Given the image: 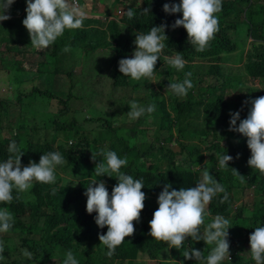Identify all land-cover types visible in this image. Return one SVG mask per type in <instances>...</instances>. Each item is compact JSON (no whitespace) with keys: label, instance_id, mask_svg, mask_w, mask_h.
<instances>
[{"label":"trees","instance_id":"1","mask_svg":"<svg viewBox=\"0 0 264 264\" xmlns=\"http://www.w3.org/2000/svg\"><path fill=\"white\" fill-rule=\"evenodd\" d=\"M101 2L84 0L86 18L83 26L66 29L64 35L51 45L53 49L38 50L31 45L29 33L22 23L26 16V0H15L10 12L5 13L10 14L11 19L0 24V48L8 50L7 54L0 51V67L12 70L11 82L16 84L14 97L5 94L0 99V161L7 159L8 145L12 140L24 153L22 165L26 166L30 160L38 163L40 156L48 151H59L66 161L57 166L54 184L35 181L30 198L21 193L19 200L0 204V208H8L15 221L8 232L0 233L6 235L8 242L0 264H51L54 259L58 261L54 264H62L63 252L68 249L76 254L79 264H142L143 256L152 263L175 264L176 260L183 261V264H198L195 260L185 259L182 252L191 247L202 252L206 249V256L214 245L207 246L204 241L195 242L189 237L180 250L169 249L165 242H158L148 235L150 226L147 221L152 219L153 212L158 208L157 199L163 186L171 183L176 190L194 187L201 178V171L193 169L203 167L205 161H208L206 167L210 174L224 186L229 195V200L224 204H219L223 193L214 197L206 209L211 215L204 218L205 226L216 214L230 221L229 255L221 264H255L249 252V236L255 227L264 226V174L248 166L251 152L247 147V138L228 129L230 111H241L242 119L247 116L250 105H244V101L256 90L247 84L248 78L259 81L264 88V0H222V10L216 14L219 31L203 52H197L187 43V32L183 27L172 30L171 24L177 18H182V13L169 15L163 11L164 3H179L180 0H114L116 11L110 9L109 14L103 11ZM150 4V14L137 15L132 20L126 16L128 8L139 13ZM165 22L169 25L166 30L169 39L164 41L165 48L161 59L157 61L153 77L134 80L130 76H123L118 62L134 52L133 33L147 31ZM101 39L105 41L103 45L98 43ZM66 45L70 46L69 52L62 51ZM99 46H103V49ZM27 49L43 52L48 60L72 62L65 66L66 69L53 72L58 86L67 90H76L80 84L84 85V89H89L83 81L84 76L70 75L77 66L95 71V57H103L101 53L109 52L112 87L125 92L127 100L122 109L124 119L117 116L116 111L92 107L99 115L84 120L95 125L85 130L84 124L76 116L72 120L68 119L71 112L69 101L86 100L96 95V92L58 95L39 90L42 97L57 103V109L47 123L44 120L38 124L43 117L42 112L40 109L28 108V99L37 90L27 94L28 89L25 87L27 80L37 73L24 70L27 77L22 78L17 61L12 58L16 52L25 54ZM76 52L81 53L80 62L73 55ZM176 52H181L187 61L184 69L179 71L163 61V56H171ZM231 55L236 56L231 62L239 66L237 73H232L225 66ZM38 66L43 67L41 63ZM62 72L69 77L61 79ZM78 72H82L81 68ZM187 72L192 73L194 87L186 96L178 97L166 90L163 82L152 83L151 86V81L156 77V80L166 78L170 83L183 80ZM84 73L87 74V71ZM7 83L9 86V81ZM94 88L97 85L91 81L90 89ZM228 91L234 92L235 98H231ZM113 98L112 92L106 100L100 101L108 107H114ZM132 98L144 107L155 104V111L141 116L129 127L126 119L130 120L127 112L130 111L128 102ZM120 102L123 103L124 99H120ZM147 119L150 120L144 126ZM115 123L123 125L114 126ZM43 130L49 138L42 141L40 135ZM71 132L76 135L83 132L84 139L76 140L69 135ZM23 136L31 138V141ZM71 139L75 143L70 144ZM22 141H28L29 146ZM173 143L180 149L171 148ZM54 144H58V147L54 148ZM100 149L112 150L120 158H127L128 163L121 171L132 175L134 179L142 178L145 186L142 191L146 194L142 220L133 222L134 234L125 238L112 257L105 255L107 249L100 246L98 238L100 233L107 232V227L99 228L94 219L96 213H87V197L84 195L86 187L94 180H104L109 194L117 183L115 174L114 177L95 175V164L91 157L92 152L99 153ZM226 152L234 159L240 154L238 164L235 165L233 159L229 167L221 169L216 154ZM100 159L102 157L97 155V160ZM231 168L238 169L245 176L244 183L233 176ZM63 173L67 176H61ZM247 190L254 195L251 215H248L245 203L237 206L241 195ZM13 195H16L15 189ZM21 249L30 251L32 259L20 258Z\"/></svg>","mask_w":264,"mask_h":264},{"label":"clouds","instance_id":"2","mask_svg":"<svg viewBox=\"0 0 264 264\" xmlns=\"http://www.w3.org/2000/svg\"><path fill=\"white\" fill-rule=\"evenodd\" d=\"M15 0H0V21L11 19V6ZM26 16L23 26L29 33L31 45L36 49H47L53 45L65 30L79 29L83 26L86 13L68 0H26ZM222 10V0H180L179 3L167 2L163 5V11L169 15L182 13V18H177L171 24L172 30L183 27L187 32V43L197 52H203L210 41L219 31V19L216 15ZM151 13V4L142 8L139 13L133 8H128L126 16L132 20L137 15ZM169 25L165 22L158 26H152L147 31L133 33L135 40L134 52L130 57L119 60V71L123 76H130L134 80L142 77H153L158 59H161L162 50L165 48V40H168L166 30ZM259 43V42H258ZM63 52H69L70 46L66 45ZM163 61L176 70L184 69L187 61L181 52L171 56H163ZM192 73L187 72L181 81H170L166 90H170L178 97L186 96L194 87ZM130 111L127 116L130 120H137L141 116L155 111V104L147 107L139 105L136 101L128 102ZM244 105H250L246 118H241V111H230L229 131L242 134L247 138V147L251 155L247 161L253 170L264 174V96L244 101ZM242 110V109H241ZM7 159L0 161V204H10L19 200L20 194L28 191L33 181L43 184H54L56 181V168L66 161L59 151H48L40 156L39 162L30 160L25 166L21 158V151L15 140L8 145ZM97 155L102 159L97 160ZM237 154L236 159H239ZM219 167H229L233 156L216 154ZM92 161L95 164L94 173L97 177L105 175L117 180L109 194L106 182L102 179L94 180L86 187L84 195L87 197L86 211L88 214L96 213L94 219L99 228L107 227L106 233L98 235L100 246L107 249L105 255L112 257L116 248L121 245L126 237L135 232L134 221L140 222L141 212L145 208L146 194L142 178L134 179L132 175L121 171L126 166L127 158H120L115 151L100 149L99 153L92 152ZM193 169L201 171V178L194 187H181L176 190L171 183L163 186L159 193L158 208L153 212L149 221L150 231L148 235L156 241L165 242L169 249L180 250L184 242L190 237L192 241H204L206 245H214L205 256L196 248L186 249L182 255L187 260H195L198 264H221V261L229 255V231L230 221L221 214H216L212 221L205 226L207 206L218 194L223 193L219 204L229 200V195L224 186L212 175L206 167ZM232 174L241 183L245 182V176L238 169L231 168ZM15 189L16 195H13ZM55 194V189L52 190ZM14 217L7 207L0 208V233L8 232L14 225ZM201 226L203 231H201ZM250 255L255 264H264V226L255 227L249 236ZM5 250L4 241H0V260ZM22 255L32 259L33 254L27 249H21ZM62 264H79L76 254L71 250L63 252ZM175 264H183L176 261Z\"/></svg>","mask_w":264,"mask_h":264},{"label":"rangeland","instance_id":"3","mask_svg":"<svg viewBox=\"0 0 264 264\" xmlns=\"http://www.w3.org/2000/svg\"><path fill=\"white\" fill-rule=\"evenodd\" d=\"M92 0H85V2H91ZM84 0H74L73 4L75 6H78L85 12V5H84ZM98 2H101L98 0ZM101 6L104 8L103 11L106 12V14H109L110 9L115 12L117 8V4L114 2V0H102L100 3ZM4 21H0V24L2 25ZM240 34V33H239ZM110 40V39H109ZM105 41L104 40H98V43L103 45ZM61 48L63 46H60ZM49 49H53V47L49 46ZM100 49H103V46H99ZM0 51H3L7 54L8 50L4 49V47L0 48ZM50 52V51H49ZM76 54H81L80 52H76ZM103 57H95L94 60V67L95 71L89 68H83L81 67L82 72L75 74L74 72L70 75H77V76H84L83 81L86 82V84L89 86V89H84V85H79V88L76 90H67L60 88L56 82V77L54 76L53 72L57 69L64 70L66 69L65 66L71 64L72 62L70 61H63L61 63V59H52L48 60L46 55L43 52H33L29 49H27V52L25 54H20L16 52L14 54L15 60L17 61V65L19 67V72L21 74L22 78H26L27 75L24 73V70L27 71H32L37 73L36 76H32L31 79H28L25 87L28 89L27 94L32 91V90H37V93L35 95L31 96L28 101L29 105L28 108L30 109H40V111L43 114V117L41 120H39V123H43L44 120H46L45 123L48 122L49 119L53 118L57 109V103L55 101H51L50 99L46 97H42L40 93H38L39 90H45L46 92L53 93V94H63L67 93L70 95H75V94H82V91H85L87 94L90 92H96V95H92V97L87 98L86 100H80V101H69V105L71 107V112L67 116L69 120H72L73 116H76L80 123L84 124L85 130L88 128H91L95 126L94 124L90 122L84 121L86 118H92L94 116H98L99 113L96 112L92 107H95L97 109L105 108L107 111H116V115L119 116L120 118L124 119V112L122 111L123 106L127 103L126 97H125V92H122L120 90H116L112 87V81L109 78V75L111 71L109 70V67L111 66V54L109 52H104L101 53ZM236 56L231 55L228 57L229 61L225 63V66L228 68L229 71L232 73H237L238 72V65H235L231 60H233ZM65 60V59H64ZM41 63L43 67L38 66V64ZM47 63V64H46ZM64 65V66H63ZM41 67V68H40ZM11 69H7L6 67H0V99L4 98L5 94H7V97H14L16 95V90L14 89L16 84L11 82L12 74H11ZM84 71H87V74L84 73ZM45 72V73H43ZM43 73V75H41ZM41 75V77H37V75ZM64 72H62L60 78L65 79L68 78ZM154 78L151 81V86L152 83L159 84L161 82L165 83L166 86L169 84L168 79H159L156 80ZM214 80V79H213ZM7 81H9V86L6 85ZM91 81H95L97 88L90 89L91 86ZM8 84V83H7ZM247 84L249 86L254 87L256 90L252 93L249 94L246 98V100L249 99H254L259 96H264V88L259 84V81H255L251 78H248ZM151 88V87H150ZM114 93V98L113 101L115 102L114 107H108L106 104L101 103L100 99L106 100L108 95L110 93ZM162 93H164L162 91ZM228 95H231V98H235L236 94L233 92L231 93L230 91L227 92ZM124 99V102L121 103L120 99ZM126 100V101H125ZM134 100V98H132ZM245 100V101H246ZM27 101V102H28ZM38 103L40 105H38ZM106 116V114H104ZM126 119V118H125ZM150 119H147V121L144 123V126L148 124ZM135 121V120H134ZM133 120H127L126 119V125L131 127L133 126L132 124ZM123 124L115 123L114 126H122ZM41 127V125H39ZM23 133V132H22ZM70 136L74 137L76 140H81L84 139L83 132H81L79 135H76L75 132L69 133ZM23 138H27V140L31 141V138H28L26 136H23ZM45 138H49V135L43 130V132L40 135V139L43 141ZM63 138V136H61ZM22 143L28 144V141H22ZM75 143L74 139H71L70 142ZM236 145V141L234 140V146ZM58 144H54V148H57ZM171 148H177L180 149L178 145L175 143L170 145ZM234 164L237 165L238 161L235 157L234 159ZM61 176H67L66 173H63ZM57 179V178H56ZM35 182V181H33ZM32 182V184H33ZM32 184L31 187L28 191L22 193L26 198H30L32 195ZM242 203H245L248 207V215H251V208L254 203V195L253 192L250 190L245 191L241 197L240 201L237 204V206L241 205ZM142 220V219H141ZM140 220V221H141ZM147 224L149 225V221H147ZM5 234H0V241H4L5 244V249L8 244L5 239ZM17 239H19L18 236H16ZM92 250H94V247H92ZM22 259H25L22 255V253L19 256ZM142 264H160L158 261H153V263L148 259V257L143 256L142 257ZM57 260H52L51 264L57 263Z\"/></svg>","mask_w":264,"mask_h":264},{"label":"crops","instance_id":"4","mask_svg":"<svg viewBox=\"0 0 264 264\" xmlns=\"http://www.w3.org/2000/svg\"><path fill=\"white\" fill-rule=\"evenodd\" d=\"M75 57L79 58L77 61L80 62V57H81V54H73ZM82 66H77L74 73L77 74V71L79 68H81Z\"/></svg>","mask_w":264,"mask_h":264},{"label":"built area","instance_id":"5","mask_svg":"<svg viewBox=\"0 0 264 264\" xmlns=\"http://www.w3.org/2000/svg\"><path fill=\"white\" fill-rule=\"evenodd\" d=\"M69 2H70V5H72V4H73V2H74V0H69Z\"/></svg>","mask_w":264,"mask_h":264}]
</instances>
